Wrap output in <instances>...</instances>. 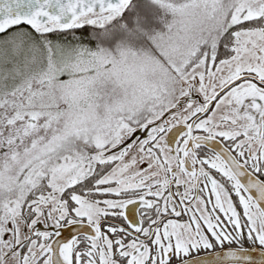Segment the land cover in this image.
Listing matches in <instances>:
<instances>
[{
	"label": "snow or ice",
	"instance_id": "1",
	"mask_svg": "<svg viewBox=\"0 0 264 264\" xmlns=\"http://www.w3.org/2000/svg\"><path fill=\"white\" fill-rule=\"evenodd\" d=\"M0 264H264V0H0Z\"/></svg>",
	"mask_w": 264,
	"mask_h": 264
}]
</instances>
